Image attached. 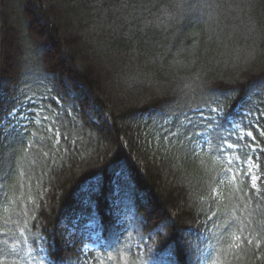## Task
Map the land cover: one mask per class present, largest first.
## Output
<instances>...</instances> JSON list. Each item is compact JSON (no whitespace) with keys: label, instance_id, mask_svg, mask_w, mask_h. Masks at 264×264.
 <instances>
[{"label":"trees","instance_id":"obj_1","mask_svg":"<svg viewBox=\"0 0 264 264\" xmlns=\"http://www.w3.org/2000/svg\"><path fill=\"white\" fill-rule=\"evenodd\" d=\"M126 2L0 0V124L27 86L53 107L0 136V264H264V179L257 199L227 121L198 147L193 118L264 108V0Z\"/></svg>","mask_w":264,"mask_h":264},{"label":"snow or ice","instance_id":"obj_2","mask_svg":"<svg viewBox=\"0 0 264 264\" xmlns=\"http://www.w3.org/2000/svg\"><path fill=\"white\" fill-rule=\"evenodd\" d=\"M122 6L123 8L127 9L128 4L126 0H122ZM121 14L124 15L125 20L128 21L129 23L131 22L128 19L129 16H131V20H135V16L132 13H121ZM110 26H115V21H112V24ZM39 39H40L39 35H34L33 37L30 38V42H34ZM3 58H4V49H3L2 43H0V66H2L3 64ZM251 89H255L257 91V94H259L260 90H264V76H261L258 81H254L250 85V90ZM237 90H238L237 88H232L230 91L235 92ZM230 98H231L230 94H225L223 99L217 98L215 100L217 107L213 108L209 106L207 109L208 114L206 116L204 115V112H205L204 108L193 110L194 113L200 115L201 126L204 127L205 129H211L212 131H217L222 127L221 121H227L228 124L232 125L231 128L225 129L228 132V135L221 136L220 137L221 141H226L228 139H231L232 132L237 131V129L239 128V125H237L232 119L229 118V114L225 111V108H224V105L226 104L227 100ZM4 103H5V98L2 92V88H0V111L3 110ZM19 103L21 106H23L22 101H20ZM8 115L13 116L14 113L10 111ZM240 115L244 117L245 120L247 121L245 126L252 129V131H248L247 133H245V135H247L248 137H251L252 143L255 144L256 137L253 136V132H256L257 135L260 137H264V131L259 130L260 127H264V125L261 124V122L264 121V108H261L260 106H255L254 109H249L247 111L240 112ZM32 116L33 118H36L35 113H33ZM25 119H28V117H25ZM43 119L46 120L47 117H43ZM33 122L34 120L30 119L28 123L30 125ZM14 127L19 128L24 132H27L28 125H21L19 122H17V124L14 125ZM0 136H5L6 138V134L4 133L2 124H0ZM242 143H243L242 136L238 135L235 138V141L233 144L223 143L217 148V151L230 152V151L236 150L241 153V155L244 157V163L241 165V169L246 167L247 171L245 172V175L251 181V188L256 190L257 199H261L260 189L257 186V181L264 179V178H262L259 174L255 172V169L259 168V165L254 162V158H253V155H251V153H256L257 155L264 154V149H259V151H257L256 148L249 147L248 145H244L241 148H236V145H241ZM245 148H247V151H245ZM235 163L239 164L240 161L237 160L235 161ZM232 164H233V161L229 160V165L231 166ZM239 170L240 169H238V171ZM229 171H231V167ZM209 223L214 224L215 221L213 220V221H210ZM232 225L242 226V222L239 220V218L234 217L232 220V224H230L229 226H226L225 232H228ZM164 226L171 227V225L167 224V222H165ZM55 242H56L55 237H53L52 248H55ZM230 243L232 246L239 249L240 247H242L243 243H247L249 245L253 244V240L247 239V237L243 236L242 234L232 233ZM255 247L257 249L260 247L259 240L256 241ZM53 264H56V262L53 261Z\"/></svg>","mask_w":264,"mask_h":264},{"label":"rangeland","instance_id":"obj_3","mask_svg":"<svg viewBox=\"0 0 264 264\" xmlns=\"http://www.w3.org/2000/svg\"><path fill=\"white\" fill-rule=\"evenodd\" d=\"M21 90H23V89H21ZM24 90H26L27 96L23 98V100H24L23 106H21L19 109H17L14 112L13 116L7 117L2 122L4 133L7 132L6 131L7 129L13 128L14 125L17 124V122L27 124L29 122V120L33 118V116H32L33 113L36 114L37 119H40L41 117L43 118L47 114V111L50 113V110H53L52 105H49V108L47 109L44 106V104H38V103H41L38 101V99H39L38 96H39V94H41V92L31 89L30 86H27V88L24 87ZM30 104H36V105L30 106ZM49 113H48V115H49ZM207 114H208L207 109H205L204 115L206 116ZM25 117H28V119H25ZM8 118H10V119H8ZM193 118H194V121L197 123V125H201V118H200L199 114H194ZM230 119H232L237 125H239V128L237 129V131H233L232 135H234L235 138L238 135L242 136L243 143H245L244 145H248V141H247L248 136L245 135V133H247L250 130L248 127L245 126V124L247 123L245 118L242 116H232V117H230ZM228 127L231 128L232 125L229 124ZM210 135H211V129L201 128L199 130V136L200 137H198L195 140L196 142H199L198 147H205V145H209ZM225 143L233 144V143H231L230 140H226ZM225 152H226L225 153L226 157L228 158L227 165H229V160L233 161V164L231 166L229 165V167H231L230 172L231 173H235V172H239V171L244 172V169H246V167L241 169V165L244 163V158L240 157L239 153H237L236 150H233L230 152L225 151ZM237 160L240 161L239 164L235 163V161H237ZM254 162L256 163V160H254ZM239 168H240V170L238 171ZM246 171H247V169H246ZM255 172L257 173V169H255ZM95 246H96V244L94 242H90L87 245V247L90 249L95 247Z\"/></svg>","mask_w":264,"mask_h":264}]
</instances>
